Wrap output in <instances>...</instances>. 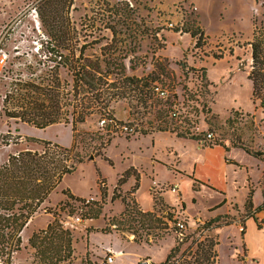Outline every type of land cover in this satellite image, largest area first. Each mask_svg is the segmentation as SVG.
<instances>
[{"label":"rangeland","instance_id":"374dc122","mask_svg":"<svg viewBox=\"0 0 264 264\" xmlns=\"http://www.w3.org/2000/svg\"><path fill=\"white\" fill-rule=\"evenodd\" d=\"M44 1L0 0V47L7 54L6 63L0 70V164L9 154L19 150L40 151L43 140L63 147H70L72 143L70 123L55 122L36 128L18 119L8 118L2 111V96L12 83L46 74L53 64L54 57L48 59L45 52L49 39L44 31L46 23L41 16ZM32 6L37 10L38 28L33 21ZM194 7L196 9H192ZM58 14L63 17L65 25L79 31L77 46L85 43L87 54H99L103 49L106 55L110 51L111 56L125 63L127 74L157 76L155 82L165 89L166 95L160 98L150 94L151 97H145L144 106L134 91L126 90L122 97L111 104L113 117L129 124L133 129L130 133L119 128L104 129L98 114L77 125L83 162L72 173L63 176L28 220L20 233V250L13 254L11 264H46V259L37 248H46L50 255L56 249L57 238L51 235L50 240L45 239L46 242L39 243L37 247L32 246L28 238L33 232L45 229L54 218L70 236L69 256L56 264H96L108 251L116 256L115 264H158L165 259L179 235L163 216L166 207L156 199L174 208V216L184 219L185 235L193 233L198 224L207 220V211L212 209L205 206L219 195L212 190L210 193L208 188L192 193L187 175H178L176 170L159 163L155 167V175L148 173L149 178H145L138 196L143 205L150 202L146 190L148 184L150 211L154 210L168 226L150 232V238H155L157 233L162 236L154 242H135L128 223L120 216L123 207L120 208L119 198L111 199L116 175L128 162L126 157L130 162L148 166L149 158L154 159L153 153L187 172L196 152L200 151L194 148L195 144L183 149L181 142L160 132L177 137L196 136L192 139L202 142L204 146H208L202 141L206 132H212L213 145L235 147L231 150L235 151L240 163L255 160L264 167V108L259 106L258 101L252 103L251 83L247 79L251 68L249 42L255 28H264V0H133L131 8L121 0H65ZM181 16L186 21L181 32H178L175 26ZM192 22L203 32V43L197 50L194 47L195 38L183 31ZM202 68L205 69V78L201 77ZM59 73L62 78L69 79L65 69L61 68ZM158 108L162 113H156ZM171 110L177 111L178 117H170ZM164 125L174 128L171 131L158 130ZM144 131L150 133L142 134ZM154 133L160 138L157 137L153 144L152 137L144 135L153 136ZM241 146L260 150L263 156L258 158L245 153ZM104 157L110 159L112 165ZM263 167L257 171L250 169L254 175L262 171L258 193L259 189L264 188ZM236 169L239 173L237 179L241 183L245 169L241 166ZM97 171L101 174L99 179ZM178 176L182 179L176 186L185 202L181 201L177 190H172L174 186L170 183ZM97 180L102 182L97 183ZM134 183L135 179L126 191L122 186H116L115 196L126 193ZM99 186L105 190L104 198L100 196ZM65 188L72 194H84L80 196L84 199L100 202V216L96 219L81 218L82 209L77 206L78 202L62 194ZM163 192L167 202L177 203L178 207L169 205ZM242 197V192L236 196L239 204ZM229 210L215 216L219 225L213 223L208 231L219 239V264H264V255L251 260L246 257L244 220L250 217L251 209L244 207L240 211L236 204H231ZM75 216H79L80 220L70 226ZM102 228H106V231L103 232Z\"/></svg>","mask_w":264,"mask_h":264},{"label":"trees","instance_id":"16d2710c","mask_svg":"<svg viewBox=\"0 0 264 264\" xmlns=\"http://www.w3.org/2000/svg\"><path fill=\"white\" fill-rule=\"evenodd\" d=\"M64 1L45 0L44 9L41 12L42 19L46 23L44 31L49 39L47 41L49 47L45 52L48 59L54 57L53 64L46 74H38L27 80L20 79L19 82L12 83L11 88L6 89L4 93L2 111L8 118L18 119L36 128H43L55 122L70 123L72 143L70 147H63L57 143L43 140L40 151L19 150L9 154L7 159L0 164L1 264H11L13 254L20 250V233L28 220L37 212L63 176L72 173L77 165L83 162L82 149L78 146L77 125L93 114L113 120L117 125H123L125 122L115 119L111 112V104L117 98L122 97L126 90L134 91L138 100L141 99L145 106V97L149 98L150 94H156L152 86L157 83L155 82L157 76L151 77L148 74L138 77L127 74L125 63L118 60L117 57L111 56L110 51L106 55L103 49L99 54H87L85 43L77 46L79 31L65 25L63 17L58 14ZM183 31L189 32L195 38V48L202 45L203 32L194 22L187 24ZM249 44L251 68L247 73V79L251 83L250 99L252 103L258 101L259 106L264 108V28L254 29ZM130 67L133 68L131 65ZM61 68L66 70L69 79L60 76ZM201 77L205 78L204 68L201 70ZM172 111L175 112V115L171 114ZM159 112L162 113L160 108L156 110L157 114ZM169 115L178 117L177 111L174 110H171ZM174 126L177 125L174 124ZM103 128L113 129L116 127L107 122ZM172 129L167 125L158 128L161 131H171ZM147 133L150 132H142V134ZM176 135L183 136L179 133ZM195 137L190 136L189 138L195 139ZM202 141L206 142L208 146L215 144L214 137L210 140L204 137ZM241 148L255 157L263 156V152L260 150H252L245 146H241ZM105 160L112 165L110 159L105 158ZM226 160L237 164L227 158ZM130 176L135 179L134 186L123 195L115 196L114 189L125 183ZM97 177L98 179L101 177L99 171H97ZM190 178L194 191L199 189L200 184H205L192 176ZM102 179L104 178L102 177ZM138 181L139 174L136 170L133 167L126 168L117 178V187H114L111 195V199L120 198L123 204L120 216L124 222L128 223V227L131 229L130 233L134 234V241L154 242L162 236L157 233L156 235L152 234V236L155 235V238H150V232L154 233L166 228L168 223L178 233L179 229L175 226L174 208L163 204L161 199H156L166 207L165 214H163L168 219V223H166L154 210H141L133 197L129 196L137 189ZM99 182L102 180H97V183ZM98 189L101 198H104L105 190L102 186H99ZM61 192L74 202H78L77 206L82 209L81 218L96 219L100 216L102 210L100 202L96 200L85 202L83 197L72 194L66 188ZM221 205L223 202L217 204L212 210ZM181 206L183 207L182 202ZM245 208L252 209L250 192L245 202ZM213 223L219 225V222L213 217L198 224L193 233L185 234L183 237L179 236L167 252L165 259L158 264H218V238L208 233ZM102 231L105 232L106 228H102ZM51 235L58 240L54 252L49 255L46 248L43 250L37 248L43 259H46V264H56L60 259L69 256V232L61 228L54 218L45 229L33 232L28 238L30 244L37 247L39 243L46 242L45 239L50 240ZM47 245L49 244L47 243ZM61 252L66 253L61 254Z\"/></svg>","mask_w":264,"mask_h":264},{"label":"crops","instance_id":"0c3cea01","mask_svg":"<svg viewBox=\"0 0 264 264\" xmlns=\"http://www.w3.org/2000/svg\"><path fill=\"white\" fill-rule=\"evenodd\" d=\"M161 134L166 135L169 138H174V140L181 142V147L184 149L187 145L190 146V144H195L194 148L200 151V153L196 152L195 157L191 161L190 168L186 172L184 170H179L172 163H169L161 159L159 156H157L155 153L152 154L154 156V159L149 158L148 161V166L143 165V163H136V162H130L129 158L128 162L124 165L122 171H124L126 168L133 167L136 172L139 173V181H138V187L135 191L132 192L133 194V199L135 202L140 206V208L145 211V210H150L151 209V196L148 191V184L146 185V190L149 195L150 202L146 204L141 203V199L138 196L141 188L144 186V180L146 177L149 178L148 173H153L155 175V167L158 166V164H163L166 167L171 168L172 170H176L178 175H187L188 177V185L191 187V192L196 193L197 191H200L201 188H208L210 193L211 190L215 193H217L219 196H217L216 200L213 201L212 203L206 205V209H212L214 208L217 204L220 202H223V205L220 207L207 211L208 214L205 219H210L213 218L220 213L225 211H230V206L231 204H236L239 208L240 211H242L245 207V202L247 199V196L250 192L251 194V202H252V208H256L261 202H262V189H259L260 192L258 193V185L261 179V174L262 171L258 174L255 172V175L252 170L257 171L258 169L262 168L263 166H260L255 160H245L244 163H240L238 159L236 158L235 151H232L231 148L235 147H223L220 145H213V146H204L202 142H198L192 138H186V137H177L170 135L169 133L166 132H160ZM147 137H152L153 144L154 141L157 137L160 138V136L157 135V133L152 136V135H144ZM142 137V136H141ZM170 148V151H173L174 154H178L176 150H174L172 147ZM241 150V149H240ZM244 151V150H242ZM184 153V151H181ZM245 152V151H244ZM246 153V152H245ZM182 154V153H181ZM203 155V156H202ZM151 156V157H152ZM226 158L232 162H236L238 164H234L231 162H228ZM123 159V158H122ZM173 166V168H172ZM238 166H241L245 169V172L242 174V182L239 183L238 181V176L239 173L237 172L238 169H236ZM254 168V169H253ZM264 168V167H263ZM120 171V173L122 172ZM117 173L116 175V180L119 177ZM190 176L196 178L197 180L204 182L205 184H200L199 189L194 191L192 190V179ZM182 179L181 176H178L177 178L174 177V180H172L170 183L174 186L175 190L179 192V195L181 197V193L178 190V186H176V183ZM133 176L128 177L125 183L122 185L123 191H126L130 186L133 184ZM149 181V180H148ZM212 188H209V187ZM242 192V201L239 204L238 201H236V196L237 194H240ZM74 195H79L83 196L84 194L79 193V194H74ZM164 199H166L165 192L162 193ZM190 196H193L192 194H189ZM118 201L121 202L120 198ZM181 201L185 202V200L181 197ZM167 202V199H166ZM169 205H175L167 202ZM123 207V204L121 202V207ZM229 208V209H228ZM185 211V209H184ZM189 219H188V224H189ZM245 224V231H244V241L246 244L247 248V259L251 260L252 258L260 255H264V245L262 244V241L264 243V229L261 230L259 226L257 225L256 221L251 218V217H246L244 220ZM190 225V224H189ZM259 237L258 239L255 238ZM259 241V242H258ZM219 249V239H218V245H217V251ZM262 250V251H261ZM116 260V256H114L113 263ZM119 263V262H118ZM115 264V263H114ZM120 264V263H119ZM121 264H124L122 262ZM218 264H219V252H218ZM257 264V263H256Z\"/></svg>","mask_w":264,"mask_h":264},{"label":"built area","instance_id":"2783aa9c","mask_svg":"<svg viewBox=\"0 0 264 264\" xmlns=\"http://www.w3.org/2000/svg\"><path fill=\"white\" fill-rule=\"evenodd\" d=\"M122 2H124V4L131 8L133 6V0H121ZM192 9H196V7L192 8ZM31 12L33 14V21L36 23L35 26L38 28L39 27V20H38V14H37V10L35 8V6L31 7ZM186 19L184 17H180V20L178 22V24H176L178 28V32H181V28L183 27L184 23H185ZM168 26H172L171 23L168 24ZM132 44L134 45V42H132ZM198 48H195V50H197ZM6 59H7V54L4 50L3 47H0V70L3 68V65H5L6 63ZM152 89L154 90V92L159 96V97H163L166 95V91L164 88L161 87L160 84L158 83H154L152 86ZM4 95L2 96V100H3ZM172 115H175V112H171ZM109 122L112 126L122 129L125 131V133H130L133 129L131 126H129V124L125 123L123 125H117L113 120H107L105 117H102L100 120L101 124H105ZM213 133L212 132H206L205 134V138H207L208 140L212 139ZM154 183H156L154 181ZM172 190H175V188H173ZM90 199L86 198L85 202H88ZM250 217L253 218L257 225L259 226V228L261 227L262 229H264V188L262 189V202L256 207V208H252L251 212H250ZM175 218V226L179 229V232L177 233L180 237H182L184 235V231L186 229V224L184 219H182L181 217L178 216H174ZM80 217L79 216H75L73 222L70 224V226L73 225V223L75 221H79ZM69 225V223H68ZM241 228V227H240ZM114 260V255L112 252L108 251V253L101 259H99L97 261L96 264H114L113 263Z\"/></svg>","mask_w":264,"mask_h":264},{"label":"water","instance_id":"95a60500","mask_svg":"<svg viewBox=\"0 0 264 264\" xmlns=\"http://www.w3.org/2000/svg\"><path fill=\"white\" fill-rule=\"evenodd\" d=\"M141 264H147V262H142Z\"/></svg>","mask_w":264,"mask_h":264}]
</instances>
